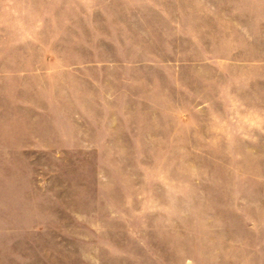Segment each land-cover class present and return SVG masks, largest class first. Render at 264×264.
Wrapping results in <instances>:
<instances>
[{"label": "rangeland", "instance_id": "374dc122", "mask_svg": "<svg viewBox=\"0 0 264 264\" xmlns=\"http://www.w3.org/2000/svg\"><path fill=\"white\" fill-rule=\"evenodd\" d=\"M0 264H264V0H0Z\"/></svg>", "mask_w": 264, "mask_h": 264}]
</instances>
